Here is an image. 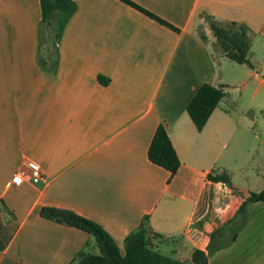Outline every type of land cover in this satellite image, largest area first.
Instances as JSON below:
<instances>
[{"label":"crops","instance_id":"crops-1","mask_svg":"<svg viewBox=\"0 0 264 264\" xmlns=\"http://www.w3.org/2000/svg\"><path fill=\"white\" fill-rule=\"evenodd\" d=\"M72 1L49 70L38 61L40 1L0 0V264H67L86 243L94 249L86 231L40 216L42 206L96 222L120 254L146 217L168 256L200 248L208 264H264V201H246L235 237L207 252L214 227L264 186L254 127L264 119V0H130L167 24L124 0ZM207 16L243 24L260 55L240 63L246 103L222 87L197 129L187 102L202 83L228 80ZM158 124L179 159L172 174L147 156ZM31 163L37 181H10ZM220 170L235 190L208 179Z\"/></svg>","mask_w":264,"mask_h":264},{"label":"trees","instance_id":"trees-1","mask_svg":"<svg viewBox=\"0 0 264 264\" xmlns=\"http://www.w3.org/2000/svg\"><path fill=\"white\" fill-rule=\"evenodd\" d=\"M39 1L41 17L38 61L49 70H54L58 60L57 44L66 21L75 9V3L72 0ZM124 1L161 23L167 24L147 9L130 0ZM206 21L213 36L210 50L215 62H217L218 56H224L234 62L252 66L248 58L250 40L243 24L234 21H218L210 16L206 17ZM99 79L104 81L100 76ZM223 95L222 85L205 82L198 87L185 107L197 129L203 127ZM147 156L150 161L164 167L170 174L177 169L179 159L164 125L156 126L147 148ZM207 177L212 181H221L230 185L227 170L210 172ZM230 187L236 189L232 185ZM246 201H264V186L258 191H247L245 199L239 205L234 216L214 227L209 233L208 253L235 237L239 227L245 221L244 204ZM39 213L44 218L80 228L90 235L94 249H88L86 243L67 264H208L207 254L200 248H194L189 258L186 259H177L161 253L151 241L162 236L151 229L146 217L142 218L140 223L125 235L123 239L124 253L120 254L110 235L96 222L62 207L42 206Z\"/></svg>","mask_w":264,"mask_h":264},{"label":"rangeland","instance_id":"rangeland-1","mask_svg":"<svg viewBox=\"0 0 264 264\" xmlns=\"http://www.w3.org/2000/svg\"><path fill=\"white\" fill-rule=\"evenodd\" d=\"M251 52H254L255 55L259 56L260 52L256 49V45L254 44L249 52V55ZM218 70L220 74H223L225 77H227V81H225L224 84H222V87L225 91H229L231 94L235 95L237 98H239V101L241 103H246L248 96L243 95L242 91L239 90V78L241 77L242 70L244 69L242 66L245 67V65H241L240 63L234 62L232 60L227 59L226 57L217 60L216 62ZM254 127L256 129L258 139L260 141V149L262 152H264V119L262 122H256L254 124ZM263 156V155H262ZM264 157V156H263ZM257 159V158H256ZM261 160V161H260ZM258 161L255 160V164L252 168H249L248 171L254 173L257 166H260V162H262V158ZM252 165V164H251ZM262 168V166H261ZM163 253H168L167 250L162 249Z\"/></svg>","mask_w":264,"mask_h":264},{"label":"built area","instance_id":"built-area-1","mask_svg":"<svg viewBox=\"0 0 264 264\" xmlns=\"http://www.w3.org/2000/svg\"><path fill=\"white\" fill-rule=\"evenodd\" d=\"M39 176V167L35 163H31L28 168H18L12 174L10 181L13 183H20L27 177H30L31 181H37Z\"/></svg>","mask_w":264,"mask_h":264}]
</instances>
